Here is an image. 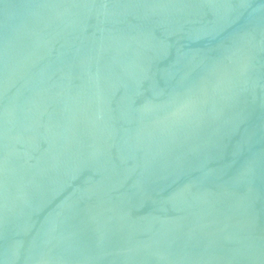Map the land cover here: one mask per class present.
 Instances as JSON below:
<instances>
[{
	"label": "water",
	"instance_id": "95a60500",
	"mask_svg": "<svg viewBox=\"0 0 264 264\" xmlns=\"http://www.w3.org/2000/svg\"><path fill=\"white\" fill-rule=\"evenodd\" d=\"M0 264H264V0H0Z\"/></svg>",
	"mask_w": 264,
	"mask_h": 264
}]
</instances>
